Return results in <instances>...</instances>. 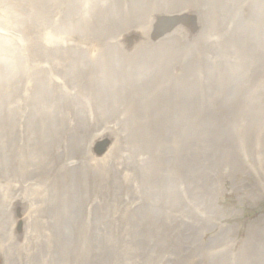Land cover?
Listing matches in <instances>:
<instances>
[{
    "label": "rangeland",
    "instance_id": "374dc122",
    "mask_svg": "<svg viewBox=\"0 0 264 264\" xmlns=\"http://www.w3.org/2000/svg\"><path fill=\"white\" fill-rule=\"evenodd\" d=\"M263 191L264 0H0V264L245 262Z\"/></svg>",
    "mask_w": 264,
    "mask_h": 264
},
{
    "label": "bare ground",
    "instance_id": "6f19581e",
    "mask_svg": "<svg viewBox=\"0 0 264 264\" xmlns=\"http://www.w3.org/2000/svg\"><path fill=\"white\" fill-rule=\"evenodd\" d=\"M254 2V1H253ZM261 11V10H260ZM256 14V13H255ZM255 16V15H254ZM259 16H260V14H259ZM143 20V19H142ZM143 22V21H142ZM146 24H147V22H146ZM125 29H119V30H117L116 29V31L118 32L115 36H109V39L110 40H112V38L114 37V38H118L119 37V35L122 33V31H124ZM131 30V29H130ZM143 30V29H142ZM151 30V29H150ZM175 29H155V31H154V29L152 30V32H151V34H152V36H147V37H144L143 36V38L140 36V35H133V37H135L136 38V40H134L133 42H131V40L128 38L130 35H131V33L130 34H126V35H122V37H126L125 38V41H124V39H123V41H122V44H123V46H124V49L126 50V51H128L127 53L126 52H124V53H119L118 51H119V49L116 47V46H114V50H116V51H113V52H115V53H118L119 55H121V58L122 59H124L125 61H128V60H131V57H132V59H137V61H138V68H137V71H138V76L140 75L139 73L140 72H142V71H149L151 68H146L147 67V65H141V61H142V59L146 62V64H147V60H146V57L144 56V54H146V52H147V45L149 44V43H147V42H151V43H156L155 41H158V40H160V45H162V44H164V43H166V44H168V45H171L172 44V42H174V41H179V39H178V37L176 36V33H182L183 34V30H186L187 31V29H183L182 31H181V29H176L177 31H176V33L174 32L173 33V31H174ZM146 32V31H145ZM144 35L146 36L147 34L146 33H144ZM182 36V35H181ZM120 38V37H119ZM138 38V39H137ZM188 38V37H187ZM186 38V39H187ZM101 39V38H100ZM106 39H108L107 37H106ZM196 39H199V34L197 35V37L195 38V40ZM194 40V41H195ZM108 41V40H107ZM117 41V40H116ZM110 42V41H109ZM134 42H137V43H134ZM119 43V42H118ZM151 43H150V45H151ZM159 43V42H158ZM156 45H157V43H156ZM118 55V56H119ZM138 56V57H137ZM116 59V58H115ZM118 59V58H117ZM141 61H140V60ZM99 61V60H98ZM77 63L78 62H75V61H72V63H71V65H77ZM112 64V63H111ZM114 64V63H113ZM132 65V64H131ZM95 65H93L92 66V68H93V70H95V71H97L96 70V67H94ZM115 66V65H114ZM103 67V66H102ZM118 68V67H117ZM146 68V69H145ZM120 74L122 75V74H124L126 71L125 70H121V68H120ZM122 72V73H121ZM127 78V77H126ZM63 79V78H62ZM146 79V83H148L147 82V78H145ZM57 81L59 82L57 85V87H55L56 88V90L60 93V91H61V89H62V91H61V93L60 94H63L64 93V91H63V89H65L66 87L64 86V85H62L63 84V82H60V80H58L57 79ZM104 81H106V79L104 80ZM122 83V82H121ZM69 84H70V82H65V85H68L69 86ZM123 85V84H122ZM117 87V86H116ZM121 88V87H120ZM209 88H212V87H209ZM123 89H125V88H123ZM122 89V90H123ZM128 89V88H127ZM106 90V89H105ZM133 90V89H132ZM125 91V90H124ZM134 91V90H133ZM112 93V91H109V93ZM135 92V91H134ZM106 93L108 94V92H107V90L105 91V92H103L102 94V97H103V99L104 100H107L108 98H106ZM126 96H128L127 94H125ZM137 95V94H136ZM159 99H161V96L159 95V97H158ZM150 99V98H149ZM118 101V100H117ZM109 102V101H108ZM114 102H115V100H114ZM119 102V101H118ZM146 105V104H145ZM128 106H129V104H128ZM141 117V116H140ZM86 126H89V125H86ZM191 141V140H190ZM202 142H204L203 140H202ZM213 168V170H214V168H216V167H212ZM218 169V168H217ZM264 192V191H263ZM246 196H248V197H252V196H255L254 194H246ZM77 212H79V210H77ZM83 212V211H82ZM211 226V227H210ZM212 226L213 225H211V224H206V228H209L210 227V229L212 228ZM261 231H263V230H261ZM254 232H255V234H252V236H250L249 238H248V240L244 243V245H243V247H242V250H244V251H246L247 252V254L245 255V258H244V261L245 262H242L241 260V258H235V260L232 262V264H240V262H241V264H253V262L255 261V255H254V252L256 253V252H258L257 254H260L262 257V260H264V240H263V237L264 236H262L261 235V232L256 228V227H254ZM191 238H193V236L191 237ZM63 238H62V236L60 237V240H62ZM197 239V238H196ZM61 242V241H60ZM260 242V243H259ZM57 243V242H56ZM59 243V242H58ZM256 243H258V246H256ZM211 244V243H210ZM249 246H253V247H255L256 246V248H251V247H249ZM203 247H205L204 245H203ZM258 247V248H257ZM45 252H47V249L45 248V247H40V248H38V252H36L37 254H38V256H40L41 254H44ZM51 252V254L54 256V254H53V249H52V251H50ZM229 252V251H228ZM218 254H220L221 253V251L219 252H217ZM231 253H232V251H231ZM230 253V254H231ZM50 254V258H51V260L52 259H54L55 258V256L53 257L52 255ZM226 256H224V255H222V254H220V255H218V256H215V261H217V263L218 264H226V263H230L231 261L229 260V258L227 257V256H231V255H229V254H227V253H224ZM232 255H234V254H232ZM239 255V254H238ZM56 256H58L57 255V253H56ZM36 258V257H35ZM212 258V257H211ZM187 261V260H186ZM156 262V261H155ZM264 262V261H263ZM155 264V263H154ZM158 264V263H157Z\"/></svg>",
    "mask_w": 264,
    "mask_h": 264
},
{
    "label": "water",
    "instance_id": "95a60500",
    "mask_svg": "<svg viewBox=\"0 0 264 264\" xmlns=\"http://www.w3.org/2000/svg\"><path fill=\"white\" fill-rule=\"evenodd\" d=\"M165 27L163 29H175L179 24H182L184 21H179V17H175L170 20H163Z\"/></svg>",
    "mask_w": 264,
    "mask_h": 264
}]
</instances>
